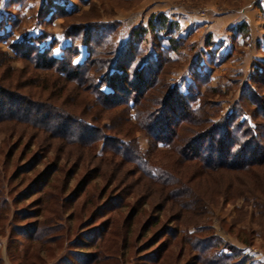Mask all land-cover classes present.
<instances>
[{
  "label": "rangeland",
  "instance_id": "obj_1",
  "mask_svg": "<svg viewBox=\"0 0 264 264\" xmlns=\"http://www.w3.org/2000/svg\"><path fill=\"white\" fill-rule=\"evenodd\" d=\"M260 2L0 0V264H86L95 254L101 264H222L213 248L219 256H233L228 264H242L240 248L264 264ZM161 13L176 23L172 30L151 29L149 19ZM135 33L141 36L133 41ZM172 41L179 49L169 50ZM124 50L133 52L135 72L151 56L159 65L152 62L159 83L147 93L155 97L147 104L151 112L172 104L173 91L192 94L189 104L197 113L188 121L197 115L182 125L185 138L200 132L197 122L209 128L232 117L228 162L238 160L240 143L252 140L251 149L257 144L259 152L248 164L262 159L261 164L204 173L196 161L157 148L134 117L135 108H128L121 125L114 121L115 109L93 119L99 106L89 91L92 81L83 89L70 83L67 77L75 74L70 66L82 71L92 62L89 76L104 79L102 89L110 92L112 80L102 73L119 68L112 63ZM51 58L60 60L53 68ZM122 69L125 75L128 70ZM130 76L138 78L134 72ZM60 122L71 129L52 127ZM113 124L114 130L106 129ZM89 126L99 131L88 133ZM69 130L83 133L84 141H71ZM93 134L101 137L90 152L86 140ZM118 143L131 156L171 169L176 183H155L131 156L114 152ZM208 145L209 137L205 150ZM48 168L39 183L24 190ZM140 209L146 213H136ZM42 232V241L33 240ZM94 241L98 246L88 245ZM206 242L211 249L202 252Z\"/></svg>",
  "mask_w": 264,
  "mask_h": 264
},
{
  "label": "trees",
  "instance_id": "obj_2",
  "mask_svg": "<svg viewBox=\"0 0 264 264\" xmlns=\"http://www.w3.org/2000/svg\"><path fill=\"white\" fill-rule=\"evenodd\" d=\"M175 24H176L175 22L170 21L169 18L162 13L157 14L149 19V25L153 30H157L160 28L162 30L169 31L173 29V26ZM244 26H245L244 23H240L238 24L237 28L243 30ZM139 36H141V33H135L133 36V41ZM173 43L174 42L172 41L170 46L171 48H169V50L175 51L179 49L177 46H172ZM120 54L122 55L123 59L122 57L120 59L118 57L119 55L116 54L115 59L113 60L112 63V64H116V66H118L119 68L110 67L107 73H102L103 76L108 75L112 80V86H111L112 90L110 92H106L102 89L104 84V79L102 78L98 79L100 81L98 84L97 83L98 80L95 81L93 77L89 76L88 72L91 71L92 67L94 66L92 62H88L87 60L84 63V65L87 64L88 66L87 68H85V66H82L84 67L82 71H79L77 69L78 67L80 69L81 66H78L77 64L71 65V63H67L68 65H71L70 67L73 68V72L75 73L72 74V76L70 75L67 77L68 78L67 80L70 81V83H75V85H78V87L82 86L80 87V89H83V85L85 84L87 85L92 81L89 86L90 88L89 87L88 88L90 89L89 91L92 94H94L96 97L95 105L99 106V108L95 109L94 113H91L93 119H96L94 117L96 116L97 112L99 113L111 112L115 109L117 113L113 114L114 115L113 117L115 118L113 119L115 123H118V121H120L119 123L121 125L127 122L126 119L128 118H126L127 116H125L126 114L124 115V113L128 111V108L129 109L135 108L134 117L140 122V126L142 125V129H144V131H148L149 135H151V138L154 141V144L156 145L157 148L167 147L170 148V150L176 155V157L178 156L182 157L185 161H190V160L196 161L197 166L199 165L200 167L199 168L200 171L204 173H206L207 171H215L224 168L243 169L245 168V166L255 165L257 163L261 164L262 159H260L259 162L256 161L255 163L252 162L251 164H248L247 158L250 157L251 159H253V157L254 156L256 157L257 153L259 152L258 149H256V147L259 148L257 144L255 146L256 150L251 149L250 143H252V140H250V142L240 143L241 147L236 148L235 150L236 151L235 155L237 156L238 160L228 162V159L230 158V155L232 154L233 151L232 148L230 147L231 145L226 144L232 142V138H231L232 132H229L230 130L228 128V125H232L228 122L231 120L230 118L232 117L224 118V120L227 121V122L224 121V123H212L209 128L204 127V125L201 122H197V123L195 122L197 126L201 128L200 132L195 133L196 135L191 139L185 138L184 135L185 129L182 127V125L188 121L187 118L190 116L191 113H197V109L196 108L192 109V106L189 104L191 103L192 98L193 100H195V97H193L192 94L188 98L186 95H182L178 92L177 94L176 92L174 94L173 91L172 95L173 96L175 95V98L174 100H172V102H170L172 104H168L167 108L163 107L162 110H156V112L153 111L151 112L149 110L150 108L147 107V104L150 103L149 99H151L152 101L153 98L155 97L151 95H150L151 97H149L147 93L151 89H154V87L159 83L158 80L156 84V80L158 79L157 78L158 73L156 71V68H158L159 65L157 66L156 65L157 63L153 62V58L151 56L148 57L146 60H144L139 66L137 70L138 72H135L133 70V65H134L133 64L134 60L132 56L133 52L130 54L124 50ZM49 61L51 63L50 68H53V66L57 64L60 60L57 58H51ZM152 62L155 63L156 66L155 69L154 67H152ZM122 68H126L128 70L125 73V75L124 72L122 71L123 70ZM96 69L97 68H94L93 71H95L96 73H100ZM57 71L59 70L57 69ZM131 72H134V76L136 75L138 78L135 80L131 79L130 76ZM1 91L2 88H0V92ZM170 94H171L170 92L167 93V95H169L168 103H169ZM83 106L84 108L89 109L90 106L87 100L84 101ZM21 108L22 106L17 107L18 110H21ZM261 111L263 110L261 109ZM262 113L264 117V112ZM33 115L38 116L37 113L36 114L34 113ZM196 115L197 114H193L188 122L192 121L191 119L195 118ZM44 117H49L46 116V112ZM221 125H224V129L222 130V132H220ZM34 127L39 128L36 125ZM52 127L53 128L56 127L58 128V130L60 128L71 129V127L64 122H60L59 125L54 124ZM86 128H88L87 129L88 133H91V131H99V129L96 128L95 126H89ZM106 129L109 131L114 130V124L112 126L109 125ZM38 131H40V129ZM251 132H253V130ZM116 133L119 134L120 131ZM68 134L71 137V141H75L76 143L79 144H81V142L84 141L83 138L85 137V135L83 133L76 134L73 130H69ZM252 136L254 135L251 133V137ZM100 137L101 136L99 134H93L91 138H89V140H86L90 142L89 143L91 145V146L89 145L90 152H92L91 150L93 149L94 144L97 143ZM207 137L210 138V145H208L207 148L209 152H205L207 151V149L205 150L203 146ZM226 139L228 140V142ZM189 150H192V152H194L192 153V156L188 155L187 151ZM114 152L115 153L118 152L125 159H126L125 156L127 155L131 156V154H129L128 151L124 150V146L120 145L119 143L116 146ZM131 158L134 160L133 164H136L140 168V170H144L147 177L153 180L155 183H159L161 185H166L169 187L171 184L176 183L175 182L176 179L174 177L175 174L173 173V171H171V169L150 164L151 161L148 158L141 157V155L138 154L132 155ZM201 164L202 165L204 164V166H202ZM27 165H29V163L25 164V167ZM49 169L50 168L46 169V171L44 170L43 173L39 172L36 175V177L31 181L29 186L28 187L26 186L24 190H27L34 184L39 183L43 179V177L47 174ZM81 181L82 182L84 181L83 177L78 182V185L82 184ZM80 182L81 184H79ZM171 191L173 193V189ZM108 201H112V200H108ZM34 211L38 213L37 215L41 214L38 208H35ZM138 212L139 214L146 213V211L143 209L137 210L136 213ZM43 234L44 232L39 233L35 236L33 235V240L42 241ZM88 245L92 247L98 246L97 242L95 241ZM209 246H210L209 242H206V244L202 247L201 251L205 252L206 249L210 250L211 248ZM213 249H215L214 250L215 259L216 258L220 259L222 264H228L229 260H231V258L233 257L231 254H224L222 256H219L218 255L219 249L218 250L216 248ZM107 250L109 249L103 250L101 252L107 253L108 252ZM238 250H240L239 252L242 253V259H241L242 264H263L261 262H258V260H256L255 258L244 253L243 249L240 248ZM108 254H116V253L114 252ZM95 257L97 259H93L92 261L95 262V264H101L100 260L97 257V254H95ZM90 261L87 262L86 264H92V261L91 262Z\"/></svg>",
  "mask_w": 264,
  "mask_h": 264
},
{
  "label": "crops",
  "instance_id": "obj_3",
  "mask_svg": "<svg viewBox=\"0 0 264 264\" xmlns=\"http://www.w3.org/2000/svg\"><path fill=\"white\" fill-rule=\"evenodd\" d=\"M258 1H261L260 3H261L262 5H264V0H258Z\"/></svg>",
  "mask_w": 264,
  "mask_h": 264
}]
</instances>
